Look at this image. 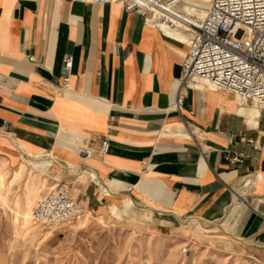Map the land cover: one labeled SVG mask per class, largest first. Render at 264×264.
I'll return each instance as SVG.
<instances>
[{"label":"crops","instance_id":"obj_1","mask_svg":"<svg viewBox=\"0 0 264 264\" xmlns=\"http://www.w3.org/2000/svg\"><path fill=\"white\" fill-rule=\"evenodd\" d=\"M186 49L115 3L0 0V71L16 82L0 88V158L18 165L34 157L39 170L53 166L48 172L73 167L72 185L67 175L57 179L70 192L76 183L89 211L135 202L173 215H224L221 226L264 263V110L254 114L202 82L180 86ZM65 55L73 64L63 91ZM239 154L242 162H231ZM48 155L57 164L37 159Z\"/></svg>","mask_w":264,"mask_h":264},{"label":"rangeland","instance_id":"obj_2","mask_svg":"<svg viewBox=\"0 0 264 264\" xmlns=\"http://www.w3.org/2000/svg\"><path fill=\"white\" fill-rule=\"evenodd\" d=\"M210 1L206 5L197 1L204 13L192 11L188 2L184 10L201 18ZM237 100L253 105L249 109L254 114L264 110L254 102ZM31 159L34 157L23 156L18 165H11L0 158V264H264L231 229L221 226L224 215L219 219L173 215L134 201L127 211L110 207L113 203L89 211L76 200L80 193L76 183L71 192L86 211L83 219L50 226L35 223L30 217L35 203L56 183H65L56 175H67L71 185L76 175L72 176L73 167L69 166L67 172L60 166L48 172L52 165L39 170ZM37 159L57 164L51 155ZM84 175L83 184L88 181V174ZM96 187L101 196L106 195ZM124 197L119 195L114 204L120 206ZM230 224L227 221L226 228Z\"/></svg>","mask_w":264,"mask_h":264},{"label":"built area","instance_id":"obj_3","mask_svg":"<svg viewBox=\"0 0 264 264\" xmlns=\"http://www.w3.org/2000/svg\"><path fill=\"white\" fill-rule=\"evenodd\" d=\"M115 3L124 12H136L147 25L180 39L183 56L180 86L197 87L200 81L213 89L232 93L264 108V0H211L203 17L184 10L185 0H88ZM30 61L34 57L29 55ZM72 55H65L60 70V90L70 85ZM15 80L0 71V88L15 87ZM182 94L176 96L178 109ZM103 138L100 153L106 152ZM242 162V154L231 158ZM85 209L71 196L70 187L59 182L31 210L32 221L56 225L85 217Z\"/></svg>","mask_w":264,"mask_h":264},{"label":"bare ground","instance_id":"obj_4","mask_svg":"<svg viewBox=\"0 0 264 264\" xmlns=\"http://www.w3.org/2000/svg\"><path fill=\"white\" fill-rule=\"evenodd\" d=\"M187 2L190 4L189 6H191L190 8H191V10L192 11H194V12H196V13H204V11H203V6L201 5V3L200 2H197V1H193V0H188V1H186L185 0V4H187ZM200 18V17H199ZM205 83V82H203V81H200L199 83ZM198 83V84H199ZM208 85H210V84H208ZM211 86V85H210ZM212 87V86H211ZM237 97H239V96H237ZM241 98V97H240ZM242 99V98H241ZM243 100V99H242ZM16 173H19V171L18 172H16ZM0 180H1V183H2V179L0 178ZM0 183V184H1ZM28 204H29V202H27ZM26 218L27 217H29V211L27 212L26 211V213H25V215H24ZM30 217H31V214H30ZM32 219V218H31Z\"/></svg>","mask_w":264,"mask_h":264}]
</instances>
